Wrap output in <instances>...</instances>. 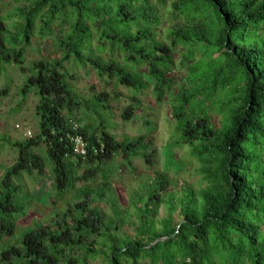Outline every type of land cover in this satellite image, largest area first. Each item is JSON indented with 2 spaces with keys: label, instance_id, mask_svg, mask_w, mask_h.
I'll use <instances>...</instances> for the list:
<instances>
[{
  "label": "trees",
  "instance_id": "1",
  "mask_svg": "<svg viewBox=\"0 0 264 264\" xmlns=\"http://www.w3.org/2000/svg\"><path fill=\"white\" fill-rule=\"evenodd\" d=\"M15 2L16 28L24 38L7 47L8 34L18 32L9 29L11 15L0 16V73L7 64H22L36 33L45 38L55 25L62 35L57 40L62 55L36 62L24 85L26 94L35 88L40 98L39 132L15 144L20 155L4 184L9 187L13 175L25 169L43 167L44 157L35 148L44 144L59 194L76 182L87 185L81 189L86 190L84 198L0 250V264H264V0ZM181 49L192 64L185 83L178 85L174 59ZM71 61L90 66L103 80L137 88L129 65L146 66L156 101H170L176 142L187 146L198 162L200 182H183L177 190L156 171L127 191L123 209L119 198L105 199L118 186L113 176L118 162L130 171L132 158L144 147L146 164L156 168L158 154L149 134L119 140L91 123L90 114L77 116L90 106L68 85ZM204 62L212 67L204 68ZM115 92L119 99L122 93ZM111 96L107 91L97 94L109 108ZM129 99L124 121L143 109L139 97L131 94ZM214 114L221 116L219 124ZM71 117L84 122L82 131L90 143L86 158L73 155L66 138ZM146 124L149 133L157 130L149 120ZM117 156L123 159L115 163ZM100 174L103 185L91 189ZM100 201L114 217L105 214ZM0 204L5 210L6 204ZM2 213L0 242L15 233Z\"/></svg>",
  "mask_w": 264,
  "mask_h": 264
},
{
  "label": "rangeland",
  "instance_id": "2",
  "mask_svg": "<svg viewBox=\"0 0 264 264\" xmlns=\"http://www.w3.org/2000/svg\"><path fill=\"white\" fill-rule=\"evenodd\" d=\"M17 5L15 0H0V16L7 17L11 15L12 18L7 20L9 29L11 33L18 32L17 35L8 34L7 47L10 45L13 47L16 38H24L20 29L18 31L16 28L18 27V24H16L18 20ZM168 26L170 25L168 24ZM161 28L163 29V26ZM61 37L58 25H55L53 33L45 38L36 33L34 41L26 48L23 63L7 64L0 73V203L4 202L6 204L5 210L0 204V211L3 212L4 218L9 219L15 227L14 235L6 236L0 242V250L20 242L25 232L33 228L35 224L51 221L58 213L65 210L67 204L84 198L86 194V190L81 189L85 188L87 182H76L73 189L68 187L70 190L67 188L64 191L65 193H58V188L54 184L53 164L48 158L44 144L35 148L36 152L43 155L44 166L34 167L33 170L25 169L20 175H13V182L9 187L4 184L6 174L12 169L20 155V148L15 144L35 138L39 132L40 117L37 114L36 107L40 98L35 88L26 94L24 85L35 72L36 62L56 60L61 57V51L57 50L60 46L57 40ZM181 50L178 51L179 53L174 59L178 85L185 83L184 77L188 72V65L192 64L186 57L185 50L180 53ZM199 58L200 53L197 52L196 61ZM71 62L67 63L70 74V77H67L68 85L80 100L86 101L90 106L87 109L79 110L77 116H83V113L90 114L89 120L91 123L99 128L106 127L119 140L133 139L138 135L145 134L146 136V134H149L153 140L152 148L156 149L158 154L156 168H151L144 160L145 149L141 147L137 155L132 158L134 166H130L131 172L127 167L125 169L120 167L122 163L118 161L123 158L117 156L114 162L118 163L113 175L116 176L117 181L113 178L112 182H117L118 186L116 191L108 193L105 199L110 198V195L119 198L117 202L120 203V209H123V205L127 204L129 198L127 191L132 192L137 189L141 179L155 176L156 171L165 174L177 190L180 189L183 182L188 185H196L200 182V175L197 171L198 162L192 158L187 146L176 142L175 121L170 114V101L167 97L162 101H156L153 88L155 82L147 74L146 66L137 68L135 63L129 65L133 71L139 73L134 74L137 85H140L137 88L118 84L115 79L106 78V80H103L98 71H93L90 66L86 67L85 64ZM204 65V68L212 67V64L210 65L207 62H204ZM4 89H7V92L3 94L1 91ZM116 89L117 92L122 93L119 99L115 98ZM102 91H107L112 95L109 99L110 108L97 98L98 92ZM131 94L143 101V109L133 119L124 121L122 112L131 103L129 99ZM213 118L216 123H220L221 116L219 114H214ZM147 120L156 125L157 130L149 133L150 126L146 124ZM28 131H32V135L29 136ZM133 169H136V171L132 172ZM122 170H124V173ZM83 171L84 168H80L78 173L82 174ZM106 173L105 171L104 174ZM103 183L104 180L100 174L94 182L89 184V187L96 189ZM113 187L115 189V186ZM100 204L105 214L113 216L111 207L105 201H100ZM178 220L179 217H177ZM91 264L101 263L94 261Z\"/></svg>",
  "mask_w": 264,
  "mask_h": 264
},
{
  "label": "built area",
  "instance_id": "3",
  "mask_svg": "<svg viewBox=\"0 0 264 264\" xmlns=\"http://www.w3.org/2000/svg\"><path fill=\"white\" fill-rule=\"evenodd\" d=\"M70 131L67 135V139L72 145V153L75 156H81L86 158L89 154L90 143L84 135L82 128L84 126V122L79 120L77 117L69 118ZM27 134L32 135V131H28ZM101 151L104 150V145H101ZM98 152V149H96Z\"/></svg>",
  "mask_w": 264,
  "mask_h": 264
}]
</instances>
